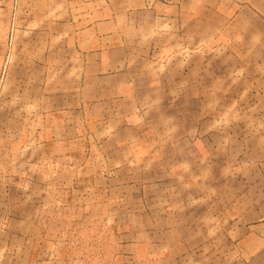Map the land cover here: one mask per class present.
I'll return each instance as SVG.
<instances>
[{"label": "crops", "instance_id": "crops-1", "mask_svg": "<svg viewBox=\"0 0 264 264\" xmlns=\"http://www.w3.org/2000/svg\"><path fill=\"white\" fill-rule=\"evenodd\" d=\"M76 147L109 264H264V0H0V264L57 256Z\"/></svg>", "mask_w": 264, "mask_h": 264}, {"label": "rangeland", "instance_id": "rangeland-1", "mask_svg": "<svg viewBox=\"0 0 264 264\" xmlns=\"http://www.w3.org/2000/svg\"><path fill=\"white\" fill-rule=\"evenodd\" d=\"M68 152L60 166L50 163L43 167L52 190L44 218L57 251L49 264H109L106 247L114 218L105 211L102 181L90 180L98 166L89 155L82 161L84 150L78 147Z\"/></svg>", "mask_w": 264, "mask_h": 264}]
</instances>
